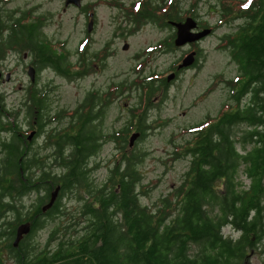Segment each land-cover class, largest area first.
Returning a JSON list of instances; mask_svg holds the SVG:
<instances>
[{"label":"flooded vegetation","instance_id":"af4514ba","mask_svg":"<svg viewBox=\"0 0 264 264\" xmlns=\"http://www.w3.org/2000/svg\"><path fill=\"white\" fill-rule=\"evenodd\" d=\"M9 1L0 0V264H36L54 250L56 221L78 204L73 192L61 191L75 182L71 162L98 182L94 172L103 144L119 141L118 130L109 137L103 122L118 106L120 81L138 83L130 90H139L141 106L147 95L148 109L157 106L156 98H165L184 73L199 69L206 47L229 50L243 9L255 0H239L237 11L231 0H39L5 9L1 4ZM40 1L59 2L61 10H41ZM234 18L242 23L231 31ZM119 58L128 64L130 80L109 78L105 88L93 86L73 103L56 92L59 81L95 78ZM139 83H152L150 94ZM212 90L208 85L204 94ZM29 112L31 122L25 123ZM206 118L209 125L217 120ZM201 122L183 133L198 131ZM22 226L26 231L18 236Z\"/></svg>","mask_w":264,"mask_h":264},{"label":"trees","instance_id":"16d2710c","mask_svg":"<svg viewBox=\"0 0 264 264\" xmlns=\"http://www.w3.org/2000/svg\"><path fill=\"white\" fill-rule=\"evenodd\" d=\"M227 52L238 72L233 82L243 80L228 95L237 105L219 113L214 124L203 120L201 129L188 132L172 150L176 158L184 145L189 155L180 183L152 207L139 200L147 191L139 170L146 152L137 144L151 128L146 110L152 86L139 83L146 106H132L129 121L117 131L119 156L104 179L91 182L90 173L71 162L75 182L63 184L61 191L73 192L78 204L67 219L56 221L54 250L36 264H243L248 252H264V0L243 9V24L231 35ZM137 84L120 82V96ZM31 117L25 114L28 123ZM131 129L139 136L129 146ZM24 164L30 167V159ZM227 226L236 235L225 234Z\"/></svg>","mask_w":264,"mask_h":264},{"label":"rangeland","instance_id":"374dc122","mask_svg":"<svg viewBox=\"0 0 264 264\" xmlns=\"http://www.w3.org/2000/svg\"><path fill=\"white\" fill-rule=\"evenodd\" d=\"M37 2L39 0H11L1 5L5 9H14L16 7L32 6ZM235 2L237 3L235 4ZM238 2L239 0H231L232 10L241 9ZM43 9L59 12L61 5L59 2H42L41 10ZM230 21L232 24L231 31L235 29L237 23H242L237 18ZM226 29L225 27L221 28L217 31V34H222ZM204 51L205 58L199 69L184 73L183 78L169 89L167 96L162 100L156 98L157 102L155 104L158 103V105L147 110L146 122L150 123L151 128L147 130L146 137L137 144L138 149L146 152L139 164V170L142 173L141 183L144 188H147L146 194L139 195L142 204L152 207L160 196H164L173 186L180 183L183 173L187 170L189 165L187 153L184 154L182 150L181 155L178 153L176 158L171 156V152L175 150L176 145L182 144L183 140L189 137L188 134L183 133L185 131L182 129L197 121L207 119V116L215 115L217 118L222 111L235 108V106L229 105L232 100L228 98L230 94L228 87L240 86L241 81H243L236 80V82H233L238 74L235 63L226 50H214L206 47ZM127 67L128 64L121 58L118 61L113 59L112 64L108 69H105L102 75H97L92 79L74 80L72 82L61 80L57 84L56 92L66 97V101L73 103L76 97H81L85 90L93 86L105 88L111 78L130 80L131 73L127 72ZM213 81H215L214 84ZM208 85L209 87L213 86V90L204 94ZM138 102L139 99L135 90H124L118 100V106L111 108L108 113L106 112L103 131L112 132L115 129L119 130L124 127L129 121L131 113H133L132 106L134 107ZM132 122L134 128H136V119H133ZM135 131L137 130H129L126 136L129 137ZM115 145L116 143L105 142L98 154L97 161L100 165L94 172L98 182L107 175L108 165L111 164L112 158L115 159L118 154ZM240 178L245 184L249 182L242 172ZM224 233L236 235L229 226L224 228ZM243 264H264V252L259 249L251 253L248 252Z\"/></svg>","mask_w":264,"mask_h":264},{"label":"water","instance_id":"95a60500","mask_svg":"<svg viewBox=\"0 0 264 264\" xmlns=\"http://www.w3.org/2000/svg\"><path fill=\"white\" fill-rule=\"evenodd\" d=\"M67 2H69L68 0H67ZM185 26H186V24H185ZM182 33V32H181ZM190 58H189V56L188 57H186L185 58V60H184V62H183V65H187V64H189L190 63ZM139 136V132L138 131H135V132H132L131 134H130V136H129V138H128V141H129V146H132L133 145V143L135 142V140L137 139V137ZM53 198H54V195H53ZM26 231V229L24 228V226H22V227H20L19 229H18V236H20L23 232H25Z\"/></svg>","mask_w":264,"mask_h":264},{"label":"snow or ice","instance_id":"6c2138e0","mask_svg":"<svg viewBox=\"0 0 264 264\" xmlns=\"http://www.w3.org/2000/svg\"><path fill=\"white\" fill-rule=\"evenodd\" d=\"M245 7H247V5H245Z\"/></svg>","mask_w":264,"mask_h":264}]
</instances>
